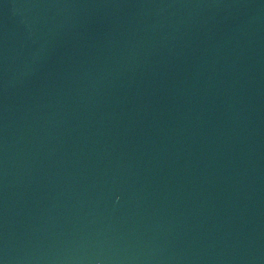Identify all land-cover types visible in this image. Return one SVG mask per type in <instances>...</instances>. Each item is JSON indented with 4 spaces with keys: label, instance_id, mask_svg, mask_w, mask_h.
Masks as SVG:
<instances>
[{
    "label": "water",
    "instance_id": "1",
    "mask_svg": "<svg viewBox=\"0 0 264 264\" xmlns=\"http://www.w3.org/2000/svg\"><path fill=\"white\" fill-rule=\"evenodd\" d=\"M0 264H264V0H0Z\"/></svg>",
    "mask_w": 264,
    "mask_h": 264
}]
</instances>
